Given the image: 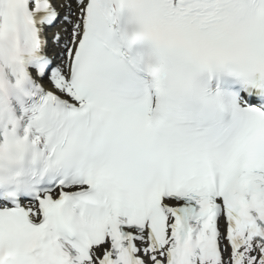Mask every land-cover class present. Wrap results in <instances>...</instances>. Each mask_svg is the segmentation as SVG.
Wrapping results in <instances>:
<instances>
[{"label": "snow or ice", "instance_id": "1", "mask_svg": "<svg viewBox=\"0 0 264 264\" xmlns=\"http://www.w3.org/2000/svg\"><path fill=\"white\" fill-rule=\"evenodd\" d=\"M0 264H264V0H0Z\"/></svg>", "mask_w": 264, "mask_h": 264}]
</instances>
